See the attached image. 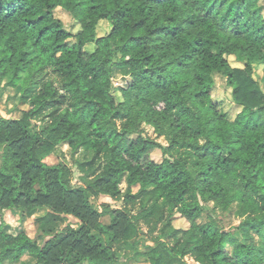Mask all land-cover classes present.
Returning a JSON list of instances; mask_svg holds the SVG:
<instances>
[{
	"label": "trees",
	"instance_id": "trees-1",
	"mask_svg": "<svg viewBox=\"0 0 264 264\" xmlns=\"http://www.w3.org/2000/svg\"><path fill=\"white\" fill-rule=\"evenodd\" d=\"M102 21L111 30L99 36ZM256 66H264L261 0H0V90L20 93L22 113L0 116V216L34 218L45 239L41 246L2 221L0 264L27 254L35 264H264ZM116 70L130 72L128 86L114 84ZM217 74L242 109L234 119L214 96ZM63 144L91 155L100 173L79 186L67 163L48 165ZM102 196L124 208L95 205ZM234 205L241 223L227 230L215 211ZM68 218L75 226L62 227ZM142 224L159 233L146 252L137 249ZM127 244L131 257L122 255Z\"/></svg>",
	"mask_w": 264,
	"mask_h": 264
},
{
	"label": "rangeland",
	"instance_id": "rangeland-1",
	"mask_svg": "<svg viewBox=\"0 0 264 264\" xmlns=\"http://www.w3.org/2000/svg\"><path fill=\"white\" fill-rule=\"evenodd\" d=\"M261 5H264V0H261ZM55 15L58 19H60L64 25L65 28L70 31L74 32L77 30V26L75 24V21L73 17L69 14L63 11L61 8H58L55 11ZM111 30V25L108 21H102L98 26V35L104 36L107 35ZM73 42V40L71 41ZM230 63L234 67H241L240 64H238L234 57L229 58ZM256 79L259 81L261 87L264 90V66H256V73H255ZM215 82H216V89L214 91L215 98L219 101L221 104L223 110L229 115V118L234 119L235 116L239 113L241 108H238L231 100L230 97V90H228L226 86V80L225 78L217 74L214 76ZM113 81L116 86H128V84L131 81L130 78V72L127 70H116L113 76ZM19 97L20 93L12 88H4L0 90V116L5 118H20L22 116L21 111L18 109L19 105ZM47 119H37L33 121V127L38 130L40 127L46 125ZM148 134H152V130L148 131ZM162 144L166 145L165 139L159 140ZM152 158L155 161H161V152L159 150H156L152 153ZM76 160L79 161V163H91L92 162V156L88 155L84 152H80L77 156H73V153L69 150L67 144H63L58 147L56 152L52 154L50 157H48L45 162L48 165H55L59 162H65L67 163L73 170V179L74 183L76 185H85L87 182L91 181L94 176L100 173V170L102 168V165L100 163H96L92 168L91 166L86 167V171L82 172L79 169V163L76 164ZM1 161V160H0ZM122 192L125 193L127 189L126 183H123L121 185ZM139 190V187L133 188V193H137ZM95 205L100 206L103 203H108L113 208H124V202L123 201H113L111 198L108 197H100L97 200H94ZM205 207H207L210 211L215 210V206L213 203L208 202L205 204ZM139 206L133 210V213H137L139 211ZM130 209V207H129ZM219 219L222 221L223 226L227 229H235L237 228L241 221L237 216L236 207L235 205L227 212H223L220 210L215 211ZM5 214L3 217L0 216V225L2 221H4L7 224V229L10 233L16 234L19 230L25 231L31 238L36 239L39 242V245H43L45 239H43V235L40 233L39 224L36 223V220L34 218L26 219L23 218L19 212H4ZM103 223H109L110 220L108 218L102 219ZM72 224L75 226V221L72 218H68L65 223L61 224L62 227H65L66 224ZM174 226L177 228L184 229L187 224L184 219L181 217H177L174 221ZM142 234L139 238V244L137 245V249L142 252H146L148 247L150 246H156V239L159 235L158 232H155L154 230L151 232V228L148 225L142 224ZM130 244H127V247L124 251H122V255L125 253L127 256L131 257L134 253L130 247ZM124 257V256H123ZM130 262V261H129ZM119 262L116 264H144L143 262H137L134 260H131V262ZM36 258L31 255H25L22 260L18 263H6V264H35ZM185 264H197L195 263L191 258L186 259Z\"/></svg>",
	"mask_w": 264,
	"mask_h": 264
},
{
	"label": "crops",
	"instance_id": "crops-1",
	"mask_svg": "<svg viewBox=\"0 0 264 264\" xmlns=\"http://www.w3.org/2000/svg\"><path fill=\"white\" fill-rule=\"evenodd\" d=\"M238 108H239V107H238ZM241 110H242V109H240L239 112H241ZM68 148H69V147H68ZM0 160H1V161H0V167H1V165H2V159L0 158ZM55 165H56V164H55ZM5 212H6V213H8V212L13 213V212H18V211H17V210H13V211H5ZM4 214H5V213H4ZM130 262H131V261H130ZM130 262H129V263H130Z\"/></svg>",
	"mask_w": 264,
	"mask_h": 264
}]
</instances>
